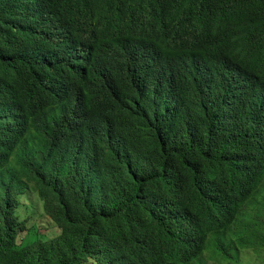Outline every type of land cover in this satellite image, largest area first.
<instances>
[{"label":"trees","instance_id":"1","mask_svg":"<svg viewBox=\"0 0 264 264\" xmlns=\"http://www.w3.org/2000/svg\"><path fill=\"white\" fill-rule=\"evenodd\" d=\"M261 247L264 0H0V264Z\"/></svg>","mask_w":264,"mask_h":264},{"label":"rangeland","instance_id":"2","mask_svg":"<svg viewBox=\"0 0 264 264\" xmlns=\"http://www.w3.org/2000/svg\"><path fill=\"white\" fill-rule=\"evenodd\" d=\"M38 226L29 231V234L21 235L20 240L22 242H29L35 240L39 235L52 237L57 234L56 227L46 217L40 215L38 217ZM237 261L240 264H264V247L259 248L258 252L250 249L241 256L237 254ZM200 261L203 264H219L215 258L211 257L209 252H205L200 257ZM199 261V263H200ZM197 264V263H196ZM224 264H228L224 262Z\"/></svg>","mask_w":264,"mask_h":264}]
</instances>
